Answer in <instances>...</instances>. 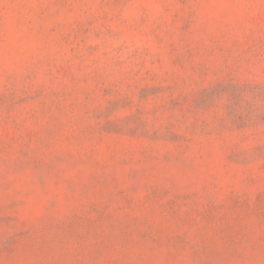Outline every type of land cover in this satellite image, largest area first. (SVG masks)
I'll use <instances>...</instances> for the list:
<instances>
[{"label": "rangeland", "instance_id": "1", "mask_svg": "<svg viewBox=\"0 0 264 264\" xmlns=\"http://www.w3.org/2000/svg\"><path fill=\"white\" fill-rule=\"evenodd\" d=\"M0 264H264V0H0Z\"/></svg>", "mask_w": 264, "mask_h": 264}]
</instances>
